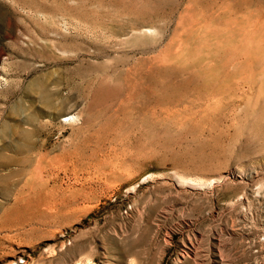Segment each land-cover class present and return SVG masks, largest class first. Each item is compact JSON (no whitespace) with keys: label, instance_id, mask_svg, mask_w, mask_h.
Here are the masks:
<instances>
[{"label":"rangeland","instance_id":"obj_1","mask_svg":"<svg viewBox=\"0 0 264 264\" xmlns=\"http://www.w3.org/2000/svg\"><path fill=\"white\" fill-rule=\"evenodd\" d=\"M177 1L0 0V264H264V120L118 107Z\"/></svg>","mask_w":264,"mask_h":264},{"label":"bare ground","instance_id":"obj_2","mask_svg":"<svg viewBox=\"0 0 264 264\" xmlns=\"http://www.w3.org/2000/svg\"><path fill=\"white\" fill-rule=\"evenodd\" d=\"M178 5L172 36L124 69L127 93L119 109L132 108L154 123L264 120V0H180ZM160 33L155 25L138 32L150 38ZM50 177L37 178L48 184Z\"/></svg>","mask_w":264,"mask_h":264}]
</instances>
